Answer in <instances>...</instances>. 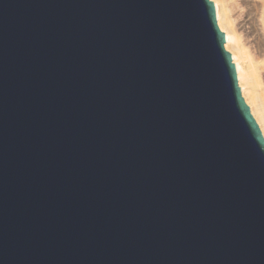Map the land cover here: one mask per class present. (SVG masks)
<instances>
[{
  "label": "water",
  "instance_id": "1",
  "mask_svg": "<svg viewBox=\"0 0 264 264\" xmlns=\"http://www.w3.org/2000/svg\"><path fill=\"white\" fill-rule=\"evenodd\" d=\"M212 0H0V264H264V138Z\"/></svg>",
  "mask_w": 264,
  "mask_h": 264
},
{
  "label": "bare ground",
  "instance_id": "2",
  "mask_svg": "<svg viewBox=\"0 0 264 264\" xmlns=\"http://www.w3.org/2000/svg\"><path fill=\"white\" fill-rule=\"evenodd\" d=\"M237 86L264 138V0H212Z\"/></svg>",
  "mask_w": 264,
  "mask_h": 264
}]
</instances>
